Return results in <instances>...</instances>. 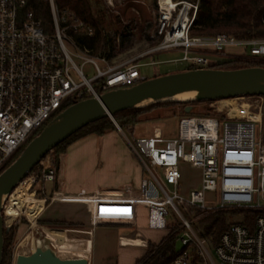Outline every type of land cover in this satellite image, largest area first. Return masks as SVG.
<instances>
[{
    "label": "built area",
    "instance_id": "1",
    "mask_svg": "<svg viewBox=\"0 0 264 264\" xmlns=\"http://www.w3.org/2000/svg\"><path fill=\"white\" fill-rule=\"evenodd\" d=\"M40 1L50 8L53 33H47L34 11L26 9L27 0H0V174L70 103L146 80L140 68L147 64L136 62L144 55L112 64L80 49L74 35L92 37L94 28L61 9L56 0ZM159 6L155 34L162 40L149 52L182 53L180 59L168 62L204 69L211 66L209 55L264 61V39L192 36L199 2L178 0L173 7L160 2ZM88 64L95 70L92 77L84 71ZM230 100L235 103L227 104ZM209 107L211 115L183 116L174 137L156 126L152 134L129 141L148 173L135 200L147 205L148 226L153 230L168 228L170 209L179 217V241L187 249L174 264H264V97L212 101ZM51 160V154L41 160L34 182H55ZM187 164L200 170L201 182L200 188L184 195L182 167ZM207 193L216 197L215 206L206 204ZM47 199H40L43 205ZM193 208L250 216H243L221 235L213 256L184 214Z\"/></svg>",
    "mask_w": 264,
    "mask_h": 264
},
{
    "label": "crops",
    "instance_id": "2",
    "mask_svg": "<svg viewBox=\"0 0 264 264\" xmlns=\"http://www.w3.org/2000/svg\"><path fill=\"white\" fill-rule=\"evenodd\" d=\"M134 128L128 130L132 133ZM129 141L119 126L71 144L60 157L59 191L52 194L54 183L49 185V199L39 214V221L48 230L46 237L54 244L57 236L70 247L86 245L89 264H137L150 244L160 243L169 234L172 225L168 220L166 229L149 228L148 207L135 200L148 173ZM55 222L66 225L58 228L52 225ZM71 232L81 243L64 240ZM72 251L67 253L82 255Z\"/></svg>",
    "mask_w": 264,
    "mask_h": 264
},
{
    "label": "trees",
    "instance_id": "3",
    "mask_svg": "<svg viewBox=\"0 0 264 264\" xmlns=\"http://www.w3.org/2000/svg\"><path fill=\"white\" fill-rule=\"evenodd\" d=\"M183 1L192 3L199 2L196 18L190 30L192 36L225 34L238 39H264V0ZM56 2L61 9H68L69 11L75 13L84 22L94 28L95 33L92 37L86 36L83 33L74 35L77 46L80 49L88 50L94 56L105 57L109 62H112L119 53L116 51L117 43L125 53L131 49L130 47L132 45L131 43L134 38V34L130 33V26H125L122 31L115 29L112 32L114 37L112 38L109 36L110 34L108 30H111L113 23L111 20L108 22L106 21V11L98 9L100 0H56ZM26 9L34 11L37 19L41 20L42 26L47 33L53 29L52 15L48 4L43 3L40 0H27ZM114 21L118 23V17H115ZM117 34L119 35V38H116ZM161 40L162 36H157L155 42L156 45H158ZM251 67L264 68V61L227 58L224 62H218L209 66V69L232 70ZM195 69L197 68H186L187 71ZM154 77L158 76L154 74ZM209 102L176 101L173 102L172 105L182 106L183 116H194L196 106L200 104H208ZM74 104L75 103H70L66 109ZM189 105L193 107V110L190 114H186L185 109ZM139 112L140 111H136L135 109L127 110L116 114L114 119L122 129L127 130L130 127H135L141 122L139 119ZM204 115L208 114L205 113ZM44 128L39 131L34 138L38 136ZM116 129L117 126L111 118H103L79 130L53 150L54 154L52 165L56 170L57 176L53 185L52 194L58 193L59 191L60 157L66 153L68 147L75 141L90 134H97L101 136ZM33 139H31L28 143H30ZM28 143L12 157L8 166H10L21 155ZM39 168L40 164L35 166L30 174L37 172ZM232 213L236 214L240 212L234 211ZM242 214H244L243 216H250L247 213ZM191 215H193V219H197V224H195V227L193 226L194 230L201 239L208 242V245L211 248L218 245L221 235L233 224L230 218L232 216L231 213L226 211L204 212L194 208L191 209ZM52 225L56 227H63L66 224L64 222H55ZM13 230V228H10L6 232L5 229V248L3 250L2 264L5 263L6 255L8 254L7 249L9 245L7 242L12 240L14 235ZM181 233V227L178 229L174 226L171 229V232L160 243L150 244L147 253L140 261L137 262V264H174L175 258L187 249L186 247H182L181 250L178 249V245L181 244L179 241ZM12 259L13 257L11 255L8 264H12Z\"/></svg>",
    "mask_w": 264,
    "mask_h": 264
},
{
    "label": "rangeland",
    "instance_id": "4",
    "mask_svg": "<svg viewBox=\"0 0 264 264\" xmlns=\"http://www.w3.org/2000/svg\"><path fill=\"white\" fill-rule=\"evenodd\" d=\"M178 0H174L177 2ZM180 1V0H179ZM183 1V0H182ZM159 0H100V4L98 5V9H103L107 12L106 21H112L111 30L109 31V36L114 37L112 32L115 29H122L125 26H130V33L134 34V38L132 40L131 49L125 53L122 51L121 47H119L117 43L116 51L119 52L116 58L110 62L112 64H121L128 60L138 59L136 62L140 64H147L140 68L141 74L146 77L147 79L154 78V74L156 76H162L178 72L187 71V66L185 64L175 63V62H168L173 59H180L182 57V53L177 51H170V52H160V53H153L149 52L152 48L156 45L157 35L155 34L156 31V23L158 21V16L160 13V6ZM118 17V23L114 21V18ZM119 27V28H118ZM53 28V27H52ZM54 28L50 30L49 33H53ZM116 38H119L117 34ZM151 40V41H150ZM153 40V41H152ZM236 51L235 49H232ZM99 57V56H96ZM208 58L210 59V65H213L218 62H224L227 59L224 55L214 56L209 55ZM245 59V58H240ZM247 60V59H246ZM81 63V62H80ZM85 74L87 77H92L95 74V70L92 65L88 64L84 68ZM173 102L176 101H167L155 104H149L142 107L135 108L136 111L139 112V119L140 123L134 127V132L131 133L128 129L125 130L126 136L131 140H135L136 137L140 135H145L149 132H153L154 128L157 126L162 127L164 133L168 137H174L178 133V123L179 120L183 117V107L182 106H174L172 105ZM235 102H227V104H233ZM188 107H191L189 105ZM211 115V108L208 104H200L196 106L195 109V116L204 115V114ZM116 124H118L115 119H112ZM129 128V129H130ZM233 141H246L247 138H232ZM53 156V151L50 152ZM41 169V166L39 170ZM38 170V171H39ZM37 171V172H38ZM37 172L29 174L24 180H22L17 187L13 190L10 196L7 198L4 209H3V217L5 223V229L13 228V237L12 240L8 241L7 244L8 254L6 255V260L4 264H8L10 256L12 255V264H15L16 257L18 255H30L33 251V247H37L41 241L46 238L45 232L48 231L45 228V225L42 221H39V215L37 216V211L40 210L43 206L42 203L34 202V203H27L25 202L22 207L14 205V199L17 198L19 195L23 193V189L27 196H31L34 200H40L47 197L51 192V185L50 183H44L41 180H37L34 182L35 175ZM182 185L180 188V192L184 195H188L192 190H197L200 188L201 182V172L197 168L191 167L189 164L184 165L182 167ZM23 186V189L15 193V190L19 187ZM25 187V188H24ZM14 194L13 197H11ZM10 198V201H9ZM9 201V202H8ZM218 203L216 197L212 193L206 194V204L207 205H216ZM16 206V207H15ZM13 208L15 210L18 209V215L13 220V222L8 221V216L5 215V210ZM194 209V208H193ZM196 209V208H195ZM234 212V211H233ZM231 213V222L235 223L243 219L244 214ZM185 216L193 221V226L197 224V219H193V215H191V210L186 213L184 212ZM168 220L171 222L170 229L167 230V233L171 232V229L175 226L180 229L181 222L179 217L176 213L170 209V215L168 216ZM10 224H8V223ZM65 227V226H64ZM69 227V226H66ZM76 226L72 227L75 228ZM60 228V227H58ZM64 229L63 227H61ZM62 232V231H61ZM75 233H69L68 236L64 238V240L70 244H78L81 241H77L74 238ZM208 244V242L206 241ZM5 244V241H4ZM55 245L56 242H55ZM208 249L210 250L211 254L214 256V250L209 246ZM5 248V245H4ZM55 248V247H54ZM178 249H182V245H178ZM56 250V249H55Z\"/></svg>",
    "mask_w": 264,
    "mask_h": 264
},
{
    "label": "water",
    "instance_id": "5",
    "mask_svg": "<svg viewBox=\"0 0 264 264\" xmlns=\"http://www.w3.org/2000/svg\"><path fill=\"white\" fill-rule=\"evenodd\" d=\"M187 93H195V97L186 101L174 99ZM246 96L264 97V68H204L166 74L83 100L61 112L0 174V264L5 233L3 209L7 198L46 155L79 130L103 118L114 119L118 113L149 104L167 101L212 102ZM192 110V106L187 107L185 113L190 114ZM116 126L119 127L118 124ZM15 264H89V261L86 258H61L45 238L32 254L18 255Z\"/></svg>",
    "mask_w": 264,
    "mask_h": 264
},
{
    "label": "bare ground",
    "instance_id": "6",
    "mask_svg": "<svg viewBox=\"0 0 264 264\" xmlns=\"http://www.w3.org/2000/svg\"><path fill=\"white\" fill-rule=\"evenodd\" d=\"M160 1V4L164 7H173L175 2L173 0H159ZM195 97V93H187V94H182V95H178L176 96L174 99L175 100H182V101H186V100H190L192 98ZM229 102H233L232 100H230ZM25 188V187H24ZM21 189H23V186H19L15 192V193H18V191H20ZM24 191H26L25 189H23ZM23 191V193L21 195H19L17 198L14 199V205L16 206H19V207H22V205H24L25 202L27 203H34V202H38L39 203H42V200H34L31 196H27V194ZM14 194L11 196L13 197ZM15 206V207H16ZM18 209L15 210L13 208L10 207V209H6L5 210V215L8 216V221H12L17 217L18 215ZM8 223V222H7ZM10 224V223H8ZM48 235V234H47ZM56 237V244H54L53 240L46 237V239L51 242V244L55 247L58 255L61 257V258H64V259H71V258H85L87 253H88V247L86 245H81V246H78V247H70L68 245H66L63 241V239H59L57 236H54ZM70 248H74V249H70ZM77 248V249H76ZM36 249V247H33V251ZM71 250H73L72 252L73 253H77L78 251L82 252V255L81 256H74V255H70L69 253L67 252H70ZM32 254V253H31Z\"/></svg>",
    "mask_w": 264,
    "mask_h": 264
}]
</instances>
